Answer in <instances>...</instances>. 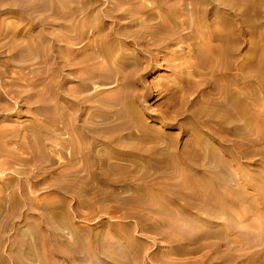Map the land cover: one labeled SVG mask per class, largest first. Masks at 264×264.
I'll use <instances>...</instances> for the list:
<instances>
[{"label": "rangeland", "instance_id": "obj_1", "mask_svg": "<svg viewBox=\"0 0 264 264\" xmlns=\"http://www.w3.org/2000/svg\"><path fill=\"white\" fill-rule=\"evenodd\" d=\"M234 77L238 85L230 86ZM219 89L238 91L254 118L220 122L240 134L194 126L221 117ZM129 105L135 118L128 117ZM208 110L215 111L211 119ZM193 131L200 135L201 157L177 164L175 156L194 145ZM208 132L232 148L239 174ZM140 136L148 139L140 142ZM76 143L85 150L92 145L99 155L128 152V164L138 166L112 172L103 187L84 158L72 153ZM115 147L119 151L110 150ZM154 148L161 153L151 160ZM219 160L230 184L235 178L246 196L237 207L226 204L227 214L217 216L190 207L182 219L193 228L152 212L164 205L182 209L190 193L184 179L218 172ZM155 182L176 188L165 195L146 192L143 187ZM258 185L264 187V0H0V264H228L220 257L248 258L264 252V240L244 250L234 243L248 228L246 220L237 222L238 208L257 223L263 211L255 199ZM155 219L172 227L157 229ZM122 224L131 226L136 253L114 234ZM99 233L103 262L88 251L90 235Z\"/></svg>", "mask_w": 264, "mask_h": 264}, {"label": "bare ground", "instance_id": "obj_2", "mask_svg": "<svg viewBox=\"0 0 264 264\" xmlns=\"http://www.w3.org/2000/svg\"><path fill=\"white\" fill-rule=\"evenodd\" d=\"M200 55V52L197 53ZM91 72L89 74H87V76H90ZM77 83L79 84L78 87H82L84 86V79L82 80L81 78H77ZM237 86L238 85V81L237 79L234 77L232 79H230V86ZM218 93L220 95L223 96L224 101L219 103L217 106V112H221V117L217 118V119H213L210 120V124L205 123V122H194V126L198 131H201L203 128L207 127H211L212 126H216L226 133H229L233 136L240 134V129H237L236 126H233L234 128L232 130H227L224 129L223 127H221V123L220 122H225L226 120H231L233 122H235L237 119H239L240 116L246 117L247 123L249 124L250 122L253 121L254 118L250 117L249 115H247V110L246 108L241 106V102H243V98L241 97L240 93L238 91H236L235 89H219ZM249 101H252V98L249 97ZM248 102V104L251 106V103ZM131 106L129 105V107L127 108V110H130ZM206 110V109H205ZM202 110V111H205ZM39 112H46L44 110V108H41L39 110ZM208 112H215L212 110H208ZM201 112H198L197 116L200 115ZM135 112H132V110H130V112H128V117H133L135 118ZM213 113L210 114V119L213 118ZM53 117H50L49 119L52 120ZM138 119V116H137ZM54 120V119H53ZM257 120V118H256ZM256 122V121H255ZM129 122L127 120H125V122L122 123L123 128L127 129L129 128ZM218 129V130H219ZM122 130V129H121ZM193 136L191 138V143L190 144H194V145H189L188 147H185L184 150L181 151V153H178L175 156V162L177 164H182L184 163V159L187 160H193L196 159V161H198V159L201 157V153L198 149L197 146H200L199 144H202V142L200 141V135L198 133H196V131H193ZM208 135L210 136V138L213 139V142L217 143L218 146H221L223 142H225V140L223 138L217 137L215 135L214 132H208ZM145 137V136H144ZM146 139H148L147 137H145ZM145 138L143 137H139V141L142 142L143 140H145ZM78 141L80 143V145H82V137L78 136ZM73 149H72V153L74 155H80L81 157L84 158V160L86 161V163L88 165H90V168L93 170H91V177L92 178H96L99 180H103L102 182V186H106L108 184H106V182L108 181V177L110 174H112V172L114 171H119V170H126V171H133L136 168H134L135 166H138V164H128L130 161V158H127L128 152H122L123 155H120L118 157V155H114L113 151H108L105 155H99L96 154V152L93 150V146L90 145V147L85 149H81L78 146V143H76V145H72ZM121 149H123L120 146H117ZM117 147L115 148H111L110 150H115L116 152L119 151L117 150ZM222 148L220 149L221 152L224 155H228L230 160L233 162V164L235 165V167L237 166V156L235 155V153L233 152L232 148L226 147L224 145L221 146ZM108 148H110V146H108ZM237 148H239L237 146ZM122 151V150H121ZM161 152L154 148L153 154L151 155V157L154 160L156 159V157L160 154ZM207 157H209V159H212V155L210 154V152H207ZM240 155H244L245 151H240L239 152ZM134 154H136L137 157L134 156V158L140 160L141 157H143V153L141 150H137ZM136 159V160H137ZM213 160V159H212ZM125 162V163H124ZM220 164L218 163L217 166H215V168L218 170L217 171H208L207 173H203L202 175H200L199 177H194L193 175H188L185 179L184 182L187 184V188H189V195L188 196H184V198L182 199V209L180 207L179 210H170L166 205H164L163 207H165V209H160L158 207H153L152 212H156L157 214H159L160 216H170L173 217L174 219H180L182 220L186 226H189L191 228L195 227V224L192 222H189L185 219H182V216L184 213H187L190 211V207H194L195 205L197 207L206 209L207 213L210 214V216H217L220 214H227L228 210L225 207L226 204H231L234 207H237V203H235V201H239L242 198H246V196L239 190L236 189L237 184H236V179L235 178H231L232 182L230 184V180H229V174L227 175V173H225V161L219 160ZM196 165H193L192 163H189L187 165V167H194ZM238 170H240L238 168V166L235 168V171L239 174ZM170 168L168 165H166L163 168V173L165 175L166 172H169ZM221 171V172H220ZM244 172L240 173L243 174ZM247 177V175H245ZM185 186V188H186ZM166 186V183L163 184L160 182H155L153 185L149 186L148 188L146 186H144L143 188L145 189L146 192H151L153 190H156L158 193L165 195L167 194L171 189L176 188V187H171ZM178 189H180V187H177ZM184 188V189H185ZM264 187L261 186H257L256 189H254L255 191V199L258 200L259 204L261 205L263 211L262 213H260V216H255V220H257V223L253 222V218L252 217H248V215H245V213H243V210L241 207L238 208V211L240 213L239 218H237V222H242L243 220H246L248 222V228L246 230H241L240 232H238V234L235 236L234 239V243L240 247V250H244V249H251L255 246H257L258 244H260V242H262L264 240ZM167 192V193H166ZM196 204H195V203ZM77 206L80 205L79 202H77ZM91 207V205H89ZM249 206L253 207V201L250 200ZM48 211L51 212V210L49 209ZM119 212V209L113 208V212L112 213H116ZM52 213V212H51ZM53 216H55V213H52ZM121 218L124 217H129L128 213H122ZM134 217L137 218V220H141L139 215H134ZM91 220V217L88 218ZM157 221V222H156ZM165 219L163 221H160L158 219H155L154 222H156L157 226L156 228L159 229L161 226H166L169 225L167 227H172V224L170 225L168 222H164ZM259 225V227H261L262 229L260 231H256V228H258L257 226ZM33 227V226H32ZM159 227V228H158ZM147 228H153L151 226H148ZM114 234L116 233V235L120 238L121 242H123L125 244V248H127V250L133 251L134 253L137 252V248H138V244H134V240L130 239L129 237V233H131V226L130 224H122V225H117L116 228L114 229ZM121 230H124V232H122ZM150 231H156V229H149ZM229 231V230H227ZM230 232V231H229ZM228 232V233H229ZM31 233L36 237L39 238L42 236L41 233L36 232L35 230L31 231ZM79 232L77 231L76 234H78ZM207 234V232L205 231H201L200 230V234L199 237H205ZM34 237V238H35ZM35 238V239H36ZM38 240V239H36ZM90 240H91V248L88 250L89 254H91V252H93L95 254V256L97 257L98 260H100V262H103L105 256L103 254H101V248L104 246V238L102 236L101 233L97 234V235H90ZM264 250V249H263ZM175 251V250H173ZM241 257V256H240ZM220 260L222 261H226L228 264H236L239 261L244 260L245 264H264V252H262L261 254H253L251 256H249L248 258H232V257H227L222 256L220 257ZM164 264H171V263H164ZM186 264H194L192 262H187Z\"/></svg>", "mask_w": 264, "mask_h": 264}]
</instances>
